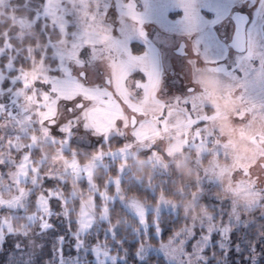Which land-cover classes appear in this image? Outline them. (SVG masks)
Masks as SVG:
<instances>
[{
	"label": "rangeland",
	"instance_id": "obj_1",
	"mask_svg": "<svg viewBox=\"0 0 264 264\" xmlns=\"http://www.w3.org/2000/svg\"><path fill=\"white\" fill-rule=\"evenodd\" d=\"M53 2L59 5L60 9L65 10L62 11L61 17L66 30L63 25L58 30L52 22L53 17L49 9ZM134 4L135 11L143 20L144 37H141L136 30L140 26L136 24L132 15ZM22 7L26 8L25 11L30 12L32 9L34 11L32 14L21 13L18 9ZM0 8H7L4 13L11 18V25L2 32V40H0V74L4 76L0 81V89L3 90L0 92V103L5 107L0 109V161H10L0 164V250L8 253L3 256L7 257L4 264H128L131 246L136 240L138 247L133 255L140 261L155 255L161 257L167 264H189L191 256V264H198L194 255L205 243L204 234L197 231L195 233L197 239L192 241L191 236L184 233L180 237L184 240L181 250L176 248L178 243L176 233L182 231L186 224L189 227L196 225L199 229L201 223H207L206 217L212 215L214 210L202 205L196 208L199 203L196 196L191 195V198L184 199L189 197L188 192L179 200L168 196L166 191L161 192L158 188L154 193L142 181L143 176L138 175L139 171L148 170L146 153L134 149H122L126 158L116 162L126 166L124 176L121 178L116 174L115 164L106 168L108 159L98 158L100 156L98 148L108 143L101 136L89 134L82 143L78 139L84 137L81 131L75 134L71 144L67 146H64L60 142L61 138L58 137L55 138L57 142H51L52 137L43 127L42 121L52 116L62 121L67 118V114L63 105L57 111L54 101H50L47 94L42 93V89L32 86V81L47 79L50 66L53 74L59 75L62 79L71 80L79 76L81 69L74 63L81 62L77 58L79 48L73 43L72 36L75 34L77 44L80 42L79 38L84 37L83 43L91 45L90 56L97 62L91 68L83 69L88 72L85 82L103 86L105 77L122 95L127 94L129 90L134 94L135 90L131 88L132 80L128 79V86L125 88L124 73L113 60L114 39L126 46L133 55L147 56L152 69L159 74L160 95L164 99L186 96L193 81L203 95L204 101L211 106V115L214 119L210 127L215 129L218 140L234 156L256 163L259 157L264 155V149L248 128L232 119L233 115L242 108V102L239 96L232 92L229 83L234 86L240 85L264 74V45L252 41L248 42V49L245 52L234 51L228 45L234 32L233 21L225 19L223 10L216 12L203 7L200 0H44L38 6L30 1L23 5H13L11 0H0ZM185 8H196L199 16L203 18L198 27L206 29L218 38L222 52L210 51L207 54V59L216 63L210 65L203 63L205 56L201 48L200 54L195 57L199 63H193L189 67V60L193 58L194 50L191 44L184 43ZM39 18L60 33L58 36L50 37L56 45L52 52V57L56 61L54 64L46 62L48 56L46 44L39 42L35 46L27 44L26 50L23 47L27 34H34L33 26ZM115 25L117 27L112 39L109 34ZM106 35L107 39H105ZM197 35L196 32L192 33V38ZM183 43L184 52L178 53L177 50ZM38 50L41 51L40 58L37 57ZM58 56L71 60L65 61L69 74L55 72L60 66ZM122 58H126V54H123ZM29 60L31 65L27 64ZM89 63L91 64L92 61L89 60ZM211 67L219 68L220 73L210 70ZM18 74L26 77L29 88L24 84L13 83ZM133 75L141 79L146 76L139 66L133 69ZM56 87L60 95L70 96L76 91L65 84ZM243 91L242 87L237 88L238 94ZM15 92L18 93L17 97ZM248 95L255 103H264V95L258 91L250 90ZM134 104L138 109L147 110L149 113L159 111L155 88H150L136 96ZM72 143L83 145L88 149H77ZM122 143H124L122 139L113 138L112 148H104L103 151L115 150ZM95 146L98 148H94ZM36 148L38 151L43 150L42 156L45 154L48 157L45 162L43 159L38 161L39 164L34 163L31 150ZM169 151V156L162 158L169 171L172 166L178 168L196 159V154L190 155L176 146ZM220 164L225 165L226 162L221 159ZM192 166L201 172L203 178L202 170L209 168L207 160L201 164L194 162ZM151 174L152 172L148 177ZM48 175L59 178L52 188L56 191L63 189L62 197L67 200L63 209L57 201L52 202L53 221L57 225L56 237H52L50 232L37 235L42 217L41 209L47 210L46 198L36 199L30 209L28 203L33 193L36 192L35 195L37 194L38 197L50 189L45 186V181L38 178ZM209 175L213 180L203 179L202 182L219 183L224 186L223 198L231 202L242 224L251 225L247 229H240L242 235L249 234L252 230L258 233L253 226H260L255 216L264 214V202H262L264 179L261 186L252 187L248 183H242L238 175L233 176L229 171L221 173L210 170ZM109 179L113 181L122 179L119 185L121 199L116 198L114 185L108 187ZM159 180L160 178L157 177L153 183L158 184ZM59 181L65 183L61 184ZM123 181L127 182L129 189L135 186L147 188V197L141 198L133 192H128ZM41 183L43 187L40 186ZM97 193L105 199L98 198L96 201L94 197ZM161 195L174 206V210L160 205L158 196ZM111 197H113L112 201ZM129 201L144 205L143 223L134 210L128 207ZM229 201L220 203V207L225 212L230 210ZM37 204L40 208H37ZM84 213H87V218ZM251 213H254L253 216H250ZM24 215L26 222L21 225L20 220L24 219ZM100 217H108L109 222L100 228L92 227L83 232L79 230V221L82 227H86L88 221L95 218L94 223L98 225ZM224 219L227 221L228 217L225 216ZM172 220H179L178 229H166ZM216 223L219 224V218ZM69 224H71L70 228ZM122 228L123 234L118 237V232H121ZM169 231L171 235L164 237ZM48 235L53 238L51 245L48 244ZM220 240L221 237L213 232L211 247L217 246L218 251H215L217 260H211L212 248L209 247L204 253L205 256H209L208 264L229 263V257L233 254L230 252L233 241L226 245L225 254L220 252ZM248 241L245 244L248 248H252V245L248 246ZM45 242L47 246L41 252L40 245ZM124 246L129 248L125 249ZM95 249L104 252L105 255H98ZM245 251L249 254L248 249ZM45 254L46 257L43 256ZM251 259H247V263L253 264V261H257Z\"/></svg>",
	"mask_w": 264,
	"mask_h": 264
},
{
	"label": "snow or ice",
	"instance_id": "obj_2",
	"mask_svg": "<svg viewBox=\"0 0 264 264\" xmlns=\"http://www.w3.org/2000/svg\"><path fill=\"white\" fill-rule=\"evenodd\" d=\"M200 3L210 11L220 12L223 10L225 19H231L239 26H242L245 32L246 43L254 41L258 45H264V0H200ZM49 11L53 17L52 22L58 30L61 25L66 30L65 23L61 17L62 11L65 10L60 9L59 5L53 2ZM184 13L185 44H191L194 50L193 58L189 60V67L193 63H199L195 57L200 54L201 48H203L205 56L203 63L209 65L216 63V61H209L207 54L210 51L222 52L218 38L206 29L198 27L203 18L199 16L196 8H185ZM132 15L136 24L140 26L136 29L138 34L144 37L143 20L135 11V4L132 9ZM58 20L60 21L59 23ZM116 27V25L113 26L109 34L112 39ZM194 32L198 33V35L193 39L192 33ZM237 36H239V27L237 29ZM72 38L73 43L79 48L77 58L81 62H74L81 69L79 76L71 80L62 79L59 75L53 74V69L50 66L47 79L32 81V86L42 89V93L47 94L50 101H54L57 111L63 105L64 112L67 114V118L62 121L57 120L55 116L42 121L43 127L47 130L48 135L52 137L51 142H57L55 138L58 137L61 138L60 142L64 146H67L71 144L75 134L81 131L84 133V137H78V139L82 143L85 142V138L89 134L101 136L108 143L106 146L102 145L98 148L100 150L98 158L101 160L108 159L109 163L105 165L106 168L115 164L116 174H119L121 178L124 176L126 166L117 164L116 162L126 158L125 151H122V149H134L140 153H146L145 158L152 169V174L147 178L145 183L154 193L157 188L161 192L166 191V187L172 182V174L168 166L163 163L162 158L168 157L170 154L169 150L174 146L188 152L190 155L196 154L194 162L197 164H201L205 160L208 161L209 168L202 170L204 179L213 180L209 175L210 170L221 173L229 171L233 176L238 175L242 183H248L252 187L261 186L262 179H264V155H261L256 163H250L226 150L224 145L218 140L215 129L210 127L214 119L211 115V106L204 101L203 95L193 81H191L192 87L188 88L186 96L164 99L160 95L159 74L152 69L147 56H135L121 42L113 39V60L121 67L124 73L125 88H127L128 79L130 78L132 80L131 88L135 90V93L133 94L129 90L127 94L122 95L117 87L105 77L103 86L88 84L85 82L88 78V72L83 71V69L91 68L93 64L97 63L90 56L92 47L89 44L83 43L84 37L79 38L80 42L78 44L75 34H73ZM107 38L108 36L106 35L105 39ZM45 44V48H56L50 37L46 38ZM123 54H126V58H122ZM89 60L92 61L91 64ZM65 61L71 60L59 57L60 66L55 69L56 73L69 74V68L65 66ZM137 66L145 72L146 76L144 79L134 77L133 69ZM210 70L217 71L218 73L221 71L217 67H211ZM3 79V74H0V81ZM13 83L24 84L26 88L30 87L26 77L19 74L15 77ZM209 83L212 86L211 82ZM60 84H65L67 87L76 89L75 94L70 96L60 95L56 87V85ZM229 85L232 92L238 95L242 102V108L233 115L232 119L248 128L254 139L264 149V103L257 104L248 95L250 90L252 92L258 91L261 95H264V74L247 80L240 85L234 86L231 83ZM238 87H242L244 91L238 94ZM150 88H155L159 106V111L151 113L147 110L138 109L134 104L135 97L141 93H145ZM2 91L0 89V92ZM15 96H18L17 92H15ZM41 98H43V95ZM0 109H5L2 103H0ZM113 138L122 139L124 143L120 144L115 150L104 152V148H112L111 141ZM221 159L226 162L225 165L220 164ZM8 162L10 161H0V164ZM157 177L160 178L159 183L154 184L153 182ZM38 178L42 181H58L59 179L52 175ZM121 181L122 179L117 181L108 180V187L115 186L116 198L119 199H121L119 187ZM59 183L63 184L65 182L59 181ZM40 186L43 187V184L41 183ZM62 192L63 189L56 191L55 188H50L37 197V200L42 198H46L47 200V210L41 209L42 217L38 225V236L43 235L45 232H50L53 237L57 236V232L54 230L57 225L53 221L54 205L52 202L57 201L61 209L65 208L67 200L62 197ZM201 194L202 188H199L198 192L193 193L198 199ZM98 198L100 200L105 199L104 196L97 193L94 199L97 201ZM218 198L221 202L229 201L227 198ZM112 200L113 197H111ZM158 200L162 207L174 210V206L170 205L162 195L158 196ZM229 203V212L223 211L222 207L215 208L212 215L206 217L207 223H201L199 229H197L196 225L189 227L186 224L182 231L176 233L178 241L176 248L182 250L184 240L180 239V237L184 233H187L191 236V240L195 241L197 239L195 233L199 231L204 234L203 239L205 243L200 247L199 252L194 255V258L198 264H208L209 256H205L204 253L211 247L212 234L215 232L216 235L221 237L219 242L220 251L226 254V245L230 243L235 233L241 228L247 229L251 226L249 223L242 224L240 222V218L235 214L234 207L231 206L230 201ZM128 207L134 210L135 214L139 216L140 222L143 223L145 220L144 205L140 202L129 201ZM37 208H40L39 204H37ZM84 216L87 218V213H84ZM225 216L228 217L227 221L224 219ZM218 218L219 224L216 223ZM258 218L264 221V214H261ZM94 220L95 218L88 221L86 227H82L79 221V230L83 232L90 230L92 227L100 228L106 222H109L108 217H100L98 225L94 223ZM68 227L70 228L71 224ZM257 238L259 241H264V234L256 233L252 237L254 242L257 241ZM45 246H47V242L40 245L41 252ZM94 251L98 255H105L102 251L98 252L96 249ZM210 258L212 261L217 260L215 251L210 253ZM189 264H191V256Z\"/></svg>",
	"mask_w": 264,
	"mask_h": 264
},
{
	"label": "trees",
	"instance_id": "obj_3",
	"mask_svg": "<svg viewBox=\"0 0 264 264\" xmlns=\"http://www.w3.org/2000/svg\"><path fill=\"white\" fill-rule=\"evenodd\" d=\"M27 1H30L33 5L38 6V4H41L44 0H11L13 5H18V4L23 5ZM1 10H3V12ZM5 10H8V9L7 8H5V9L0 8V40H2V36H1L2 32L11 25V18L9 16H6V14L4 13ZM25 10H26L25 7L18 9V11L21 13L28 12V13L32 14L34 11L33 9L30 12L25 11ZM33 29H35L34 34H27V36L25 38V41H24L25 45L23 46L24 50H26L27 44H32L35 46L36 43L39 42V43L45 45V40L47 37L60 35V33L55 31L53 26H51L46 21H43L41 18H39L35 22ZM52 52H53V49H51V48L47 49L48 56H47L46 62H48V63L52 62L54 64L56 61L52 57ZM40 55H41V51L38 50L37 57L40 58ZM27 64L31 65V61L29 60V62H27ZM47 146L52 148V146H49V145H47ZM72 146L77 148V149H81V150L88 149L87 147L80 145V144H76V143L75 144L72 143ZM47 148H44V149H47ZM94 148H98V147L95 146ZM42 151H40V150L38 151L37 148L34 150H31V153L34 155V163L39 164V162L41 160L44 159L43 161L45 162L48 159V157H46L45 154L43 156L41 155ZM44 152H45V150H44ZM83 159H85L84 156H83ZM193 163L194 162L192 160L191 162H186V164H183L182 166H179L178 168L175 166H172L171 171H170L172 174V182L169 183L168 187L166 188V194L170 197H173V198L179 200V199L183 198L182 196H185L186 193L188 192L189 197L184 198V199H187V198H191L192 197L191 195H193V193L198 192L199 188H202V194L198 199L199 203H198V205H196V208H199V206H201V205L202 206L208 205L209 206V207L207 206L208 209L215 210V208L220 207L221 200L218 197L223 198V195H224V188L223 187L224 186H222L219 183H210V182L209 183L208 182L203 183L204 178L201 177V172L192 166ZM147 169L148 170L145 172H144V170H141L138 172V175L143 176V179H142L143 182H145L147 180L148 175L152 172V169L149 166H147ZM45 182H46L45 186L47 188H52V187H54V185H56V181H45ZM126 183H127L126 181H123V185H125L128 192L129 191L133 192L141 198L147 197V191H148L147 188H138L137 186H135V187L129 189L127 187ZM186 186H190V187H186ZM35 193H33V195L30 197V200L28 202L29 203V209L31 208V206L34 205V202L37 199V194L35 195ZM253 214L254 213H251L250 216L251 215L253 216ZM259 216L260 215H256L255 218L259 222L258 224H260V226H253V229L255 231H258V233L264 234V221L260 220L258 218ZM0 221H1V218H0ZM24 222H26V216L25 215H24V219L22 218L20 220V224L22 225ZM178 223H179V220H172L166 226V229L172 228L173 230H176L180 227V225ZM256 233L257 232H253V230L250 231L249 234H245V235H242V232L240 230L235 233V236L232 238L233 247L230 250V252L233 253L232 254L233 257L232 256L229 257L230 261L228 264H249V263H247V259H251V258L252 259L254 258L257 260L256 262L253 261V264H264V241H259L257 238V241L254 242L252 237ZM122 234H123V228L121 229V232H118V237H120ZM170 235H171V231L167 232L164 235V237H168ZM52 237L48 235V242H49L48 244H50V245L53 243ZM137 241L138 240H136V242H135L136 245L134 242L132 243L133 246H131V252H130L131 256L129 255L128 264H167L164 262V260L161 257L155 256V255H152V257H150L149 259L144 260V261L138 260L133 255L134 251L138 247ZM246 241L249 242L248 243L249 247H250V245H252V248L247 247V245L245 244ZM254 244H255V246H254ZM124 248L127 249L129 247L124 246ZM211 248H212L211 249L212 251H218L216 245L214 247H211ZM246 249H248L249 254H247V252L245 251ZM44 251H46V250H44ZM3 252H5V253H3ZM3 252L0 250V264H4L5 260L7 261V257L4 258L3 256L5 254H8V253H7V251H4V250H3ZM43 256L46 257V254Z\"/></svg>",
	"mask_w": 264,
	"mask_h": 264
},
{
	"label": "water",
	"instance_id": "obj_4",
	"mask_svg": "<svg viewBox=\"0 0 264 264\" xmlns=\"http://www.w3.org/2000/svg\"><path fill=\"white\" fill-rule=\"evenodd\" d=\"M234 23V32L232 34V38L228 42V45L233 48L236 52H245L248 49V42H245V32L242 26H239L237 23ZM239 27V36H237V29ZM185 49V44H181L178 53H183ZM243 49V51H242Z\"/></svg>",
	"mask_w": 264,
	"mask_h": 264
},
{
	"label": "crops",
	"instance_id": "obj_5",
	"mask_svg": "<svg viewBox=\"0 0 264 264\" xmlns=\"http://www.w3.org/2000/svg\"><path fill=\"white\" fill-rule=\"evenodd\" d=\"M185 43V42H184Z\"/></svg>",
	"mask_w": 264,
	"mask_h": 264
}]
</instances>
